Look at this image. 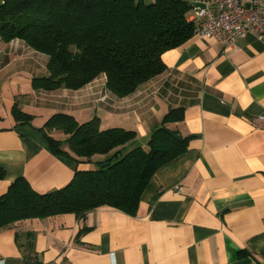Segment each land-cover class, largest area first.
<instances>
[{"label": "crops", "instance_id": "obj_1", "mask_svg": "<svg viewBox=\"0 0 264 264\" xmlns=\"http://www.w3.org/2000/svg\"><path fill=\"white\" fill-rule=\"evenodd\" d=\"M161 60L164 72L123 99L104 76L47 92L33 86L47 75V56L0 38V195L20 178L54 192L93 167L50 150L40 130L55 114L133 131L130 147L144 148L164 116L182 109L165 127L187 140L151 177L134 216L100 207L13 223L0 229V264H264V41L248 34L224 46L195 35Z\"/></svg>", "mask_w": 264, "mask_h": 264}, {"label": "trees", "instance_id": "obj_2", "mask_svg": "<svg viewBox=\"0 0 264 264\" xmlns=\"http://www.w3.org/2000/svg\"><path fill=\"white\" fill-rule=\"evenodd\" d=\"M192 7L183 0H2L0 38L23 41L47 56V75L34 79L36 90L76 91L104 76L106 89L123 99L164 72L165 52L195 36ZM182 115V109L170 110L144 148L130 147L135 132L100 130L97 118L78 123L66 114L51 116L40 130L50 150L93 167L46 194L21 178L11 183L0 195V229L23 220L81 216L100 207L134 216L154 173L187 150V140L165 127ZM15 116L21 125L33 118L19 110ZM53 130L65 139L52 137ZM96 156L106 158L92 161Z\"/></svg>", "mask_w": 264, "mask_h": 264}, {"label": "built area", "instance_id": "obj_3", "mask_svg": "<svg viewBox=\"0 0 264 264\" xmlns=\"http://www.w3.org/2000/svg\"><path fill=\"white\" fill-rule=\"evenodd\" d=\"M183 1L193 6L189 22L195 25V35L201 39H213L225 46L253 34L264 41V0Z\"/></svg>", "mask_w": 264, "mask_h": 264}, {"label": "water", "instance_id": "obj_4", "mask_svg": "<svg viewBox=\"0 0 264 264\" xmlns=\"http://www.w3.org/2000/svg\"><path fill=\"white\" fill-rule=\"evenodd\" d=\"M196 6L200 7V8H204V5L202 4H196ZM107 164H101V167H105Z\"/></svg>", "mask_w": 264, "mask_h": 264}]
</instances>
